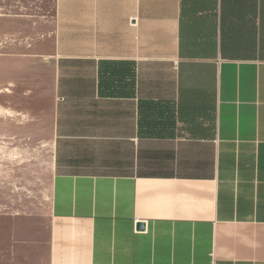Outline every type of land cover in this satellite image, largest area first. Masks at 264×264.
Listing matches in <instances>:
<instances>
[{
  "label": "crops",
  "instance_id": "1",
  "mask_svg": "<svg viewBox=\"0 0 264 264\" xmlns=\"http://www.w3.org/2000/svg\"><path fill=\"white\" fill-rule=\"evenodd\" d=\"M19 45L0 113L48 117L53 156L0 264H264V0H54Z\"/></svg>",
  "mask_w": 264,
  "mask_h": 264
},
{
  "label": "rangeland",
  "instance_id": "2",
  "mask_svg": "<svg viewBox=\"0 0 264 264\" xmlns=\"http://www.w3.org/2000/svg\"><path fill=\"white\" fill-rule=\"evenodd\" d=\"M53 31L54 0H0V43L19 41L18 51L29 54L33 49L41 51ZM9 50L16 51V47ZM8 100L16 105V98ZM51 129L44 114L34 123L31 114L0 113V218L28 210L27 193L48 190Z\"/></svg>",
  "mask_w": 264,
  "mask_h": 264
},
{
  "label": "water",
  "instance_id": "3",
  "mask_svg": "<svg viewBox=\"0 0 264 264\" xmlns=\"http://www.w3.org/2000/svg\"><path fill=\"white\" fill-rule=\"evenodd\" d=\"M139 229L143 230L144 229V225L143 224L139 225Z\"/></svg>",
  "mask_w": 264,
  "mask_h": 264
}]
</instances>
